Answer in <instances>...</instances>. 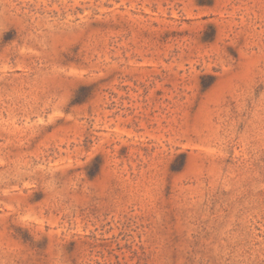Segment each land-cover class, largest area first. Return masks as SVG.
<instances>
[{
  "label": "rangeland",
  "instance_id": "rangeland-1",
  "mask_svg": "<svg viewBox=\"0 0 264 264\" xmlns=\"http://www.w3.org/2000/svg\"><path fill=\"white\" fill-rule=\"evenodd\" d=\"M0 264H264V0H0Z\"/></svg>",
  "mask_w": 264,
  "mask_h": 264
}]
</instances>
